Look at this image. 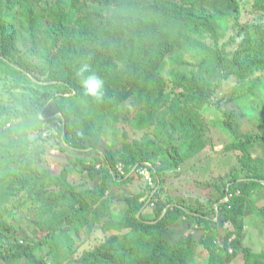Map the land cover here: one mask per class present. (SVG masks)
I'll list each match as a JSON object with an SVG mask.
<instances>
[{"label":"rangeland","instance_id":"rangeland-1","mask_svg":"<svg viewBox=\"0 0 264 264\" xmlns=\"http://www.w3.org/2000/svg\"><path fill=\"white\" fill-rule=\"evenodd\" d=\"M101 1L108 0H23L9 9L7 1L0 0V53L5 45L11 65L26 76L22 80L0 71V112L20 111L30 90L51 99L42 124L32 119H11L5 125L0 121V145L28 142L37 154L21 155L0 170V264H26L25 260L5 261L2 256L18 245L35 246L37 264H86L83 255L97 248L117 255L131 251L125 245L136 231V222L134 216L125 221L129 216L126 197L147 193V183L140 176L124 183L112 173L106 180L105 196L91 205L82 223L62 224L52 240L39 245L49 233L48 220L62 213L61 207L48 204L60 187L24 188L26 173L59 174L66 169L68 183L78 191L94 189L104 179L85 171L82 162L90 165L92 159L61 144L60 124L53 122L61 111L69 119L73 138L85 136L116 162L128 165L139 151L155 161L165 179L163 201L180 199L211 214L230 196L232 208L222 213L220 223L210 225L209 234L195 216L182 218L165 231L172 247L185 244L179 246L175 264H211L212 251L219 254L215 264H221V259L224 264H264V185L247 188L244 181L236 180L238 176L247 179V169L264 178V142L246 143V150L236 146L253 134L264 137V70L244 79L236 66L240 55L259 46L257 33L260 27L264 29V10L256 0H236L240 12L231 0H169L224 17L228 26L217 37L205 34L192 39L173 30H156L142 57L133 53V41L126 35L87 47L81 59L97 56L92 73L104 80L105 97L102 102L92 97L63 99L59 95L62 89L51 75L54 71L57 81L81 85L77 76L81 62L60 69L49 64V57L55 59L62 52L60 38L53 31L54 15L74 9L71 30L77 29V21L91 28L116 15L123 19L119 8ZM5 33L9 38L4 43ZM196 39L209 49L211 63L198 61L202 51L194 52L190 45ZM160 49L166 53L147 67L149 58ZM214 61L220 64L216 66ZM178 73L202 76L220 87L207 106L198 109L191 104V92L175 82L173 74ZM44 79L54 84L39 85ZM226 112L236 116L238 135L225 124ZM172 148L179 150L180 166L169 153ZM151 210L143 211L145 219H155L148 213ZM254 231L263 240H257Z\"/></svg>","mask_w":264,"mask_h":264},{"label":"trees","instance_id":"trees-1","mask_svg":"<svg viewBox=\"0 0 264 264\" xmlns=\"http://www.w3.org/2000/svg\"><path fill=\"white\" fill-rule=\"evenodd\" d=\"M9 9H13L15 6L22 4L23 0H6ZM27 1V0H25ZM195 2L197 0H194ZM108 5L116 6L123 12V19H120L121 15H116L112 18H107L98 25L84 26L81 21H77V29L71 30V24L76 19L75 10L62 11L59 14L54 15V27L53 31L57 37L60 38L62 43V52L55 59L48 58L49 64L54 69H60L67 66L75 65L79 62L88 63L91 66V72L97 66V56L92 60L89 57L81 59L80 54L87 47H95L104 42L111 41L119 38L123 35L130 37L133 41L132 51L137 57H142L144 54L145 44L152 40L156 34V30H162L167 32L173 30L178 36L187 35L189 39L193 37H202L205 34L217 37L219 30L227 28V19L224 17H214L207 13H204L198 9L185 7L169 0H108L101 1ZM235 4L236 11L240 12L239 5L236 0H231ZM257 5L264 10V0H256ZM30 18L34 19L33 11L30 12ZM125 19V21H124ZM1 20V17H0ZM4 43L8 41V34L3 36ZM257 41L259 48H255L249 53L240 55L237 59L236 66L239 68L238 75L246 79L253 75V73L264 70V29L259 28L257 33ZM192 50L202 51V57L198 58L199 62L211 63L209 49L198 39L191 41ZM3 52L0 53V71L4 70L8 75L15 78H21L26 80V76L16 66L11 65V59L7 57V52H10L3 45ZM166 53V49H160L155 52L148 60L147 67H151L154 62L161 58ZM213 62V61H212ZM218 66L220 62L214 61ZM175 82L191 92L190 101L196 108H204L209 103L211 97L219 89L220 84L213 82H206L202 76L190 77L187 75L173 74ZM51 79L58 83V86L62 89L59 95L63 99L72 98H88L89 96L81 92V85L77 83H71L69 81H57L58 79L53 74ZM39 81V79H38ZM53 81L40 80L39 85L54 84ZM51 99L44 97L41 91H28L27 95L23 98L22 109L20 111H8L3 109L0 112V121L5 125L10 122L11 119H32L34 122L43 123L42 114L47 109ZM61 116L58 119H54L53 122H58L59 137H61L73 151L80 154L92 153L98 155V158H93L90 165H86L82 162L83 167L88 173L93 172L95 176L99 173L104 177L101 184L94 189H86L78 191L76 188L69 184L67 179L69 173L66 169H63L59 174H51L48 171H33L29 170L26 173L24 188H32L34 191H41L43 187H60L55 192L51 199L48 200V204L54 207H61L62 213L60 215L51 216L48 220L49 233L45 236L43 241L39 245H44L56 236V231L64 223H82L86 214L90 211L91 205L98 202L105 196L107 190L106 180L110 177L111 170H114L117 163L111 155H106L98 148L97 145L88 140L85 136H79L73 138L71 129L68 128L69 119L64 111L60 112ZM225 124L228 128L238 135L237 124L235 121V115L232 112H226ZM55 116V115H51ZM264 131V124L261 126ZM61 139V141H62ZM247 142L238 143L236 146L239 149L246 150L248 146L246 143L254 141L264 142V137L261 135H250L247 138ZM31 143L28 142H16L12 145H0V170L5 166H10L16 162L21 155L36 156L37 154L29 149ZM171 156L177 159V165L180 166L183 163L181 158H178L179 150L172 148L169 150ZM249 158L247 153L244 158L245 161ZM145 162H152L151 159L146 157L142 151L138 152V156L128 160V170L130 167L136 164L142 165ZM153 161L152 163H154ZM102 164V170L98 172L96 170L97 164ZM156 164V163H154ZM86 165V166H85ZM247 165V164H246ZM247 169V168H246ZM161 168L158 170V183L160 184L161 193L159 196V202L154 210V220H148L143 217V211L147 208V201H143L144 196L147 193H141L140 195L132 197H126L129 216L125 218V221L131 219L134 216L136 224L133 226L136 231L134 235L126 242L125 247L131 251L129 254L117 255L114 252L105 248H97L91 252H86L83 255L82 261L86 264H175L177 257L179 256V246L172 247L164 237L165 231L177 224L182 218L200 217L207 228L206 232L210 233V225L220 223L219 219H216V208L212 213H201L200 209H194L191 205L180 199L163 201V192L165 188V179L161 176ZM250 173L247 179H241L239 176L237 181H244L246 187L253 185V187H260L264 185V178L259 177L257 172L247 169ZM113 177V176H112ZM135 176L125 177L123 182L129 183L135 180ZM34 179V181H33ZM149 189L147 185V190ZM143 198V199H142ZM233 202L225 204L221 207L230 210L229 206H232ZM140 216V217H139ZM221 219V217H220ZM127 227H130L128 225ZM35 246L30 245H18L14 250L7 255H2L4 260H25L26 264H37L35 257ZM219 254L216 251H212L211 264H215L216 258ZM221 264H224L221 259Z\"/></svg>","mask_w":264,"mask_h":264},{"label":"built area","instance_id":"built-area-1","mask_svg":"<svg viewBox=\"0 0 264 264\" xmlns=\"http://www.w3.org/2000/svg\"><path fill=\"white\" fill-rule=\"evenodd\" d=\"M61 144L64 147L70 149L67 143L63 139L61 141ZM84 156L86 159L98 158V155L92 154V153H85ZM102 166L103 165L100 163L97 164L96 170L100 172L102 170ZM159 169L160 167L157 164H154L152 162H145V163H142V165L136 164L132 168H129V170H128L127 165H125L124 163H117L114 170H111V173L115 177H120L122 179H124L125 177L140 176L147 183L149 187L147 191V196L145 198V201H147V208L155 210L158 205L159 196L161 193V187H160V184L158 183V174H157ZM97 178H103L102 174L101 173L97 174ZM230 202H231V198L230 196H228L224 200V203L228 204ZM229 208L231 209L232 207L229 206ZM224 211L225 209H223L221 205H218L216 207V214H217L216 219L217 220L220 219Z\"/></svg>","mask_w":264,"mask_h":264},{"label":"clouds","instance_id":"clouds-1","mask_svg":"<svg viewBox=\"0 0 264 264\" xmlns=\"http://www.w3.org/2000/svg\"><path fill=\"white\" fill-rule=\"evenodd\" d=\"M77 76L80 78L84 94L97 102H102L106 94L105 82L101 77L91 72V66L88 63L85 62L80 65Z\"/></svg>","mask_w":264,"mask_h":264},{"label":"crops","instance_id":"crops-1","mask_svg":"<svg viewBox=\"0 0 264 264\" xmlns=\"http://www.w3.org/2000/svg\"><path fill=\"white\" fill-rule=\"evenodd\" d=\"M153 212H154V210L148 211V213H153ZM184 219H189V218H184ZM254 234L256 235L257 240H263L261 233H259V231H254Z\"/></svg>","mask_w":264,"mask_h":264}]
</instances>
